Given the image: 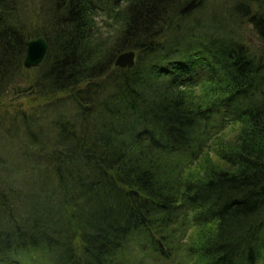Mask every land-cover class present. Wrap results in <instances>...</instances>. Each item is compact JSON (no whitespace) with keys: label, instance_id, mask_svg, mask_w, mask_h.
Returning <instances> with one entry per match:
<instances>
[{"label":"trees","instance_id":"1","mask_svg":"<svg viewBox=\"0 0 264 264\" xmlns=\"http://www.w3.org/2000/svg\"><path fill=\"white\" fill-rule=\"evenodd\" d=\"M207 1L0 0V264H264V0Z\"/></svg>","mask_w":264,"mask_h":264},{"label":"rangeland","instance_id":"2","mask_svg":"<svg viewBox=\"0 0 264 264\" xmlns=\"http://www.w3.org/2000/svg\"><path fill=\"white\" fill-rule=\"evenodd\" d=\"M227 1V3L225 4V3H223V5H222V7H219L218 8V11H213V9H212V4H211V2H212V0H208L207 1V3H206V5L201 9V10H198V12H201V13H203V15H206V14H208V15H211V14H218V15H221L222 17H224L225 16V13L227 12V9H228V7H230L231 6V2H234L235 0H226ZM196 17H198V15L196 16ZM195 17V18H196ZM191 19V18H190ZM198 19V18H197ZM200 20H202V22L204 21V19L203 18H199ZM97 20H98V24H99V26H102V28L103 29H105V25L103 24V22H104V19L102 18V15H98L97 16ZM231 20V23L232 24H234V22H236V23H238L241 19L240 18H231V19H229V21ZM235 25V24H234ZM238 25V24H237ZM247 26V27H246ZM246 28V29H245ZM241 35H243L244 37H246V38H250V42H251V46L253 45V47L251 48V51H253L254 49L255 50H258V48H259V46L258 45H261V43H260V41H259V38H257L256 36H255V32H254V28H253V26L252 25H250V24H244V28H242L241 30H240V32H239ZM238 36V35H237ZM239 37V36H238ZM254 48V49H253ZM203 66V65H202ZM196 70V68H193V71H195ZM68 97V95L66 94H61L60 96H59V99H64V98H67ZM65 111H70L71 112V108H70V105L69 104H65L63 107H62ZM228 121H231V118H230V120H229V118L227 117L226 119H224V122L226 123V122H228ZM0 139H1V135H0ZM7 141V140H6ZM6 141H0V150H2V145L4 146V147H8V145H9V142H6ZM2 143V144H1ZM145 264H150V262H147V263H145Z\"/></svg>","mask_w":264,"mask_h":264},{"label":"water","instance_id":"3","mask_svg":"<svg viewBox=\"0 0 264 264\" xmlns=\"http://www.w3.org/2000/svg\"><path fill=\"white\" fill-rule=\"evenodd\" d=\"M49 48V42L44 35H38L36 37L31 38L28 41L27 53L24 59V64L27 68H31L33 66H37L40 64ZM135 50H126L121 52L116 60V65H134L135 64Z\"/></svg>","mask_w":264,"mask_h":264}]
</instances>
